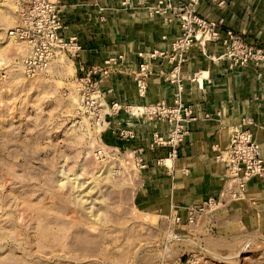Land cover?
<instances>
[{
	"label": "rangeland",
	"instance_id": "obj_1",
	"mask_svg": "<svg viewBox=\"0 0 264 264\" xmlns=\"http://www.w3.org/2000/svg\"><path fill=\"white\" fill-rule=\"evenodd\" d=\"M16 8L0 0V264H264V223L216 220L246 200L252 180L264 183V170L231 174L216 156L223 194L150 212L137 202V157L108 144L109 126L83 112L72 69L63 61L26 74L27 47L10 34Z\"/></svg>",
	"mask_w": 264,
	"mask_h": 264
},
{
	"label": "crops",
	"instance_id": "obj_2",
	"mask_svg": "<svg viewBox=\"0 0 264 264\" xmlns=\"http://www.w3.org/2000/svg\"><path fill=\"white\" fill-rule=\"evenodd\" d=\"M123 1L61 0L65 24L62 35L66 39L77 37L83 50L75 61L59 57L55 66L64 61L74 72V78L80 64L102 66L110 57L121 55L123 67L102 85L110 103L173 104L177 87L167 77L177 61L168 56L150 58V54L172 53L174 40L180 34L179 21L170 18L166 22L163 16L139 5L138 0H130L125 6ZM156 1L144 0V4ZM187 1L174 0V4L180 7ZM199 13L210 20L224 19V28L234 30L251 44H264V0H226L223 8L211 0H202ZM223 52L218 44L210 43L205 50L197 44L186 55L179 72L184 83L182 96L184 102L194 106L198 119L188 126L189 132L176 158L169 157L168 148L150 149L153 133L159 130L163 134L167 124L138 118L127 111L110 119L105 133L108 144L130 154L143 149L147 165L139 169L137 202L150 208V212L173 215L175 210L223 194L225 165L216 161V156L227 148L234 128L244 119L254 122L250 127L264 155V77L258 76L254 64L231 68L230 60L222 57ZM141 53L151 70L146 97L139 96L134 80ZM207 114L212 117L207 118ZM121 129L132 130L134 138H121ZM247 189L246 200L231 202L227 210L217 213L216 220L227 215L235 223H264V183L254 179Z\"/></svg>",
	"mask_w": 264,
	"mask_h": 264
},
{
	"label": "built area",
	"instance_id": "obj_3",
	"mask_svg": "<svg viewBox=\"0 0 264 264\" xmlns=\"http://www.w3.org/2000/svg\"><path fill=\"white\" fill-rule=\"evenodd\" d=\"M201 2L202 0H188L177 7L174 0H157L155 4L146 5L144 0H138L139 5L146 6L155 15L163 16L166 22L170 18H176L180 25V34L174 40L171 54L161 51L150 54V58L168 56L171 61H177L176 67L167 77L177 87L173 104L159 102L142 105L134 112L131 108L127 109V112L131 111L138 118L167 124L163 134L159 130L153 133L150 149L168 148L170 158L178 156L179 148L189 132L188 126L198 119L194 106L183 100L184 83L179 77L186 54L193 45H221L224 49L222 57L230 60V67L254 64L258 69V76L264 77V46L247 42L232 29L222 31V22L209 20L198 12ZM214 2H218L220 6L226 4V0ZM129 3L130 0L122 2L124 6ZM63 8L61 0H17L18 23L10 34L27 47L24 62L25 72L29 77L47 72L63 54L75 61L83 50L77 37L66 39L62 35L65 28ZM139 55L142 61L134 72V80L139 96L146 97L151 70L146 56L143 53ZM123 64L124 58L120 55L110 57L102 66L78 65L76 81L81 109L89 115L95 126H109L108 117H114L124 110L119 102L110 103L107 100L102 87L104 80L121 69ZM206 117L211 118L212 115L207 114ZM253 124L251 119H244L234 128L228 147L217 155V160L225 162L231 174H237L240 167L246 173L264 170V156L250 127ZM119 135L121 138L131 139L135 133L129 129H121ZM101 150L98 152L101 153L104 149ZM133 155L137 157L139 169L144 168L143 149L136 150Z\"/></svg>",
	"mask_w": 264,
	"mask_h": 264
}]
</instances>
